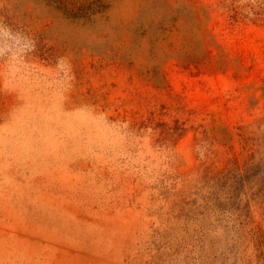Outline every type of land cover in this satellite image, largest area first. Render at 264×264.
<instances>
[{"label": "rangeland", "instance_id": "rangeland-1", "mask_svg": "<svg viewBox=\"0 0 264 264\" xmlns=\"http://www.w3.org/2000/svg\"><path fill=\"white\" fill-rule=\"evenodd\" d=\"M0 264H264V0H0Z\"/></svg>", "mask_w": 264, "mask_h": 264}]
</instances>
